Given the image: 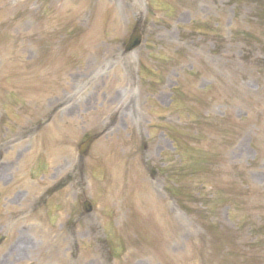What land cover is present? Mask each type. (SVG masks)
Returning a JSON list of instances; mask_svg holds the SVG:
<instances>
[{
  "label": "rangeland",
  "instance_id": "rangeland-1",
  "mask_svg": "<svg viewBox=\"0 0 264 264\" xmlns=\"http://www.w3.org/2000/svg\"><path fill=\"white\" fill-rule=\"evenodd\" d=\"M257 2L0 0V264H264Z\"/></svg>",
  "mask_w": 264,
  "mask_h": 264
},
{
  "label": "trees",
  "instance_id": "trees-1",
  "mask_svg": "<svg viewBox=\"0 0 264 264\" xmlns=\"http://www.w3.org/2000/svg\"><path fill=\"white\" fill-rule=\"evenodd\" d=\"M232 1L234 2V5L236 6L242 5L243 2L244 3L249 2V0H232ZM255 1L256 2L259 1V2H257L258 6L256 8L254 15L257 18H259V20L264 21V2L263 0H255ZM186 114L190 118L191 114L189 113H186ZM215 125L217 126V128H215L216 136H219V135L227 136L229 130L228 131L224 130L220 122ZM183 137L188 138L189 143L191 141L193 145H197L198 140H195L196 138L195 135H189L185 133ZM171 141H172V145L174 146V151L176 153L177 161H178L177 166L174 167L176 169H174V173H173V175L176 176L177 178L179 177L181 180L188 179V178L194 179V177H198L202 175V173H204L205 170L212 168L214 166L212 162L210 161V157H212L214 152H211L209 150L201 151L199 150V148L191 149L189 145L186 144L185 146L184 144H182L180 139L174 140L171 138ZM199 187H202V186L199 185ZM169 188H170L169 191L173 193L174 189L172 188V186H170ZM199 189H202V188H199Z\"/></svg>",
  "mask_w": 264,
  "mask_h": 264
},
{
  "label": "water",
  "instance_id": "water-1",
  "mask_svg": "<svg viewBox=\"0 0 264 264\" xmlns=\"http://www.w3.org/2000/svg\"><path fill=\"white\" fill-rule=\"evenodd\" d=\"M140 42H141L140 23L137 22L132 29V33L129 36L127 43L125 44L124 53L126 54V53L133 51L135 48H137L139 46ZM91 141H92V139L88 140L84 144L80 154H83L85 152V150L87 149V146L89 145V143ZM90 208L91 207H90V204L88 202H85L82 204V210L84 213H88L90 211Z\"/></svg>",
  "mask_w": 264,
  "mask_h": 264
}]
</instances>
